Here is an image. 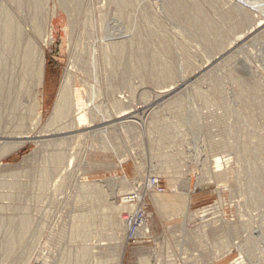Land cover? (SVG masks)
<instances>
[{
  "label": "rangeland",
  "instance_id": "obj_1",
  "mask_svg": "<svg viewBox=\"0 0 264 264\" xmlns=\"http://www.w3.org/2000/svg\"><path fill=\"white\" fill-rule=\"evenodd\" d=\"M103 6L86 0L72 21L65 12L54 21L43 121L31 137L44 130L70 68L71 37L101 46L132 37L131 90L124 77L106 79L102 63V110L90 130L101 135L85 131L75 141L84 150L113 145L116 151L90 152L79 163H98L96 171L83 169V181H101V188L70 198L74 180L69 185L71 178L40 172L53 166L59 172L67 162L52 165L35 142L0 147V264H234L242 257L264 264V0H133L124 11L130 19L121 21L116 5L100 12ZM87 30L94 31L90 41ZM169 48L163 63L155 60ZM166 65L173 78L152 74L153 66ZM164 91L170 95L159 96ZM105 113L112 120L102 121ZM119 114L128 115L119 120ZM217 159L223 160L219 169ZM55 181L69 191L55 194ZM186 190L192 192L188 206L155 204V196ZM123 200L132 209L121 208ZM136 214L146 217L145 229L137 227ZM119 215L134 217L131 227Z\"/></svg>",
  "mask_w": 264,
  "mask_h": 264
},
{
  "label": "bare ground",
  "instance_id": "obj_2",
  "mask_svg": "<svg viewBox=\"0 0 264 264\" xmlns=\"http://www.w3.org/2000/svg\"><path fill=\"white\" fill-rule=\"evenodd\" d=\"M85 1L86 0H0V147H7L13 141L23 143L35 142V144L40 147L39 151H41L45 147L44 153L48 155V157L50 158V163L52 165H58L60 163L67 162L64 168H59V172H57L58 169L55 166L49 168L48 170L41 168L40 172L41 174H45L46 176H51V174L54 173L60 174L62 180L71 178L72 180L70 181L69 185H71V182L74 180V185L76 186L74 192H77H72L70 195H68V197L70 198L74 196L76 197L78 195H90L92 193H96L101 188V181L94 183H87L83 181V169L96 171L100 169L98 168V163L91 165L87 164L84 168L79 167V163L84 162L87 156L90 155V152L92 154H97L99 152H106L107 150L116 151V148L113 145H109L108 148L104 146H93L92 148H90V150H84L83 145H76L75 142L77 141L76 139L79 138L81 140V138L85 135L89 136L99 133V131H94V129H92L94 131L93 133L90 130L92 127L91 125L99 116L98 113H100L102 110L99 105L100 103H98V99H101L99 98L101 97V93L103 94L101 89V82L99 80L100 68L102 66V63H104L105 65L107 74L105 78H109L111 81L115 82L124 77L127 79L129 90H131V78H133L132 76L135 71L134 60L136 57V52L133 50L132 46L135 43L134 41L136 40H134L132 37L126 39L125 41L106 45L105 42L104 44H102L101 41L102 46L99 44L100 42L98 44H95V42L92 44L82 43L81 39L77 40L76 43H74V39L71 37L69 40V45L70 49L72 48L73 53L71 55L72 62L69 63L70 68L66 70L63 76L56 102L48 117L47 122L43 127L44 130L42 132H39L37 137H31V135H33L41 126L43 121V115L41 114L44 105L43 91L45 90L47 81L46 47L49 46V44L53 41L51 39V35H54L52 34L54 30V21L57 19V17H59V15L61 16V14L64 12L68 13L70 20L74 16L73 14L79 12H81L82 14ZM102 2L104 3V6L99 10L100 12L104 9V7L106 8L107 6L112 7V5H116L119 21L123 19H130V15L124 14V11H128L129 9H131L133 0H102ZM243 6L246 7L245 4H243ZM109 14L111 15V12H109ZM109 14L107 16H109ZM136 25L137 24H135V26ZM87 26L90 27L88 23L86 27ZM145 27H147V25ZM257 27L259 28L260 26ZM127 30L131 32L133 30V26L129 25ZM136 31H138V29H136ZM140 33L142 32L140 31ZM86 34L88 35L86 37H89V39L86 38L85 35L84 37L90 41V35L93 36L94 31L90 30ZM81 37L79 36V38ZM162 40V38H159V42H161ZM146 43L147 41L145 42V44ZM169 50L170 48L168 50L166 49L162 57L159 56L155 60H159L158 62H161L166 59V55L169 56ZM159 55L161 54L159 53ZM142 60L144 62L143 71H145L148 61L147 55L146 57H143ZM216 62H220V60L215 61V64ZM172 68L173 67L168 68L167 65L165 67L153 66L152 74L155 77L164 76L171 79L175 75ZM206 69H204L203 71H205ZM197 75H199V73ZM195 77L198 78L197 76ZM108 85H110L109 82ZM80 87L85 89V91H88L87 95L89 97H85L84 92ZM168 95H170V91L159 93V96L162 97ZM114 102L115 101H113V103ZM123 103L124 100H120L117 101L116 105H123ZM110 113L112 114V112ZM102 115V121H105L108 118L111 119L110 116H107L108 114L106 115V113V116ZM127 115L128 114H124L120 116L119 114L118 119L124 120L123 118H125ZM29 119L30 122L27 123ZM124 125H128V123H122L118 126L121 127ZM126 128L129 129L128 126L124 127V129ZM25 129H27V132L22 134V131ZM109 129H105L102 134L106 135V133L109 132ZM85 131L90 133L85 135L82 134L83 136H81L80 133ZM41 133H46V135L44 134L43 136ZM99 134L101 135V132ZM102 136L100 137L102 138ZM83 140L86 141V139ZM127 158L129 157L127 156ZM127 160L128 159L125 158L121 162V165L126 163ZM216 164L217 169L221 168L223 160L217 159ZM51 186L55 194L59 193L62 188L66 187L63 183H59L57 181L53 182ZM68 187L70 188V186ZM139 187L140 186L137 185V188ZM153 187L154 186L152 185L151 188ZM69 188L66 187L65 189L69 191ZM191 195L192 192L186 190L180 195H159L155 196L154 199L157 206H160L162 209L167 210L173 208L176 204L179 203H184L188 206ZM123 207H126L127 210L132 209V206L129 203L124 202V200L123 206L121 208ZM133 219L134 217H130L129 219H125V217L120 218L119 215L120 223L124 224L126 227H131ZM135 219H137L136 222H138L139 224L137 226L138 228L145 229L147 227L146 217L136 214ZM128 231L132 233L133 228L131 230L129 229ZM135 233L136 232L134 231V234L132 235H135ZM238 246L240 247V245ZM120 254H122V252H120ZM243 259L244 258L242 257L240 261H237L234 264H246V262L244 261L245 259ZM40 260L41 259L39 258V261ZM39 261L36 262L40 263ZM26 264H28V262ZM44 264L48 263L44 261Z\"/></svg>",
  "mask_w": 264,
  "mask_h": 264
},
{
  "label": "built area",
  "instance_id": "obj_3",
  "mask_svg": "<svg viewBox=\"0 0 264 264\" xmlns=\"http://www.w3.org/2000/svg\"><path fill=\"white\" fill-rule=\"evenodd\" d=\"M156 184H157V183H156V182H154L153 186H155V187H156Z\"/></svg>",
  "mask_w": 264,
  "mask_h": 264
}]
</instances>
